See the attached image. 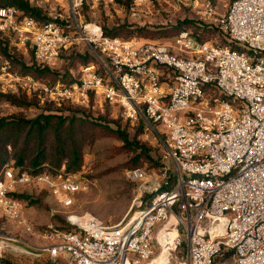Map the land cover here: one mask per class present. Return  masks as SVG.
<instances>
[{"label": "built area", "instance_id": "built-area-1", "mask_svg": "<svg viewBox=\"0 0 264 264\" xmlns=\"http://www.w3.org/2000/svg\"><path fill=\"white\" fill-rule=\"evenodd\" d=\"M85 1L69 0L67 16L45 23L0 4V36L15 34L38 66L53 70L71 48L91 54L92 62L69 70L70 81L44 88L47 100L89 106L93 96L150 130L162 127L176 182L144 167L127 169L139 190L130 219L109 225L90 212H68V228L36 231L13 196L19 187L42 186L69 208L90 184L64 170L34 174L6 163L0 211L45 239L40 253L54 263L216 264L230 252L235 264H264V0H234L219 15L212 0H174L202 7L234 46L201 43L187 30L171 44L111 37L101 25L78 21ZM21 241L0 231V250Z\"/></svg>", "mask_w": 264, "mask_h": 264}, {"label": "rangeland", "instance_id": "rangeland-1", "mask_svg": "<svg viewBox=\"0 0 264 264\" xmlns=\"http://www.w3.org/2000/svg\"><path fill=\"white\" fill-rule=\"evenodd\" d=\"M33 6L42 8L48 18L56 14L68 15L69 0H28ZM216 6L217 15L223 14L228 9L232 0H212ZM80 23H96L103 29L112 30L115 27L126 25L134 32L140 28H145L150 32L149 36L132 34L125 39L137 38L140 40L156 41L171 44L179 33L185 21L192 23L185 24L189 30L196 27L206 28L209 33L208 42L227 44L234 46L226 33L216 25L214 19L203 13V8L177 4L174 0H149L148 3L139 6H132L131 9L124 8L119 0H86L80 11L78 18ZM179 29H181L179 31ZM187 30V31H189ZM190 32V31H189ZM123 36V35H121ZM8 40L9 53L20 59L27 66L35 63L34 54L31 47L23 46L15 34L11 37H1ZM5 46V43H4ZM75 51L71 48L62 53L58 63L57 71L68 75L67 81L72 76L69 70L77 72L82 64H70L69 56ZM87 54L84 53L82 55ZM48 79L36 78L34 75L22 74L20 66L0 51V118L11 117L23 114L29 119L36 118L43 111L58 112L59 108L69 102H64L59 107L51 103L46 98L44 88L49 85ZM25 95L34 104L29 107H19L6 99L4 94ZM72 105V104H71ZM90 118L96 119L107 116L105 124L116 127L121 126L129 135L130 142L144 144L150 148L152 160L144 159L142 167L155 173L160 180L170 178V185L176 182V163L167 156L164 145L165 132L162 127L156 131L150 130L140 119L131 121L127 119L119 107L108 104L100 106L91 97L89 106L85 107ZM103 123V121H101ZM104 124V123H103ZM86 132L82 140L83 164L79 171L69 172L76 174L80 179L89 182L87 191H80L74 194V203L71 207L65 208L63 204L53 196L48 190L38 185H27L18 188V194L31 196L38 199V203H31L29 200H21L23 208L21 210L22 219L28 222L34 230L43 231L49 224L58 227L68 228L66 220L68 212L84 213L90 212L101 218L109 225H116L125 218L130 219L139 209L138 185L130 182L126 178V163L138 151L131 150L120 136L108 132L99 126L85 127ZM9 163L15 164L12 159ZM165 168H168L167 173ZM163 189H167L165 185ZM152 195L146 194L142 200L144 205H148ZM0 231L18 236L22 239L20 243L13 244L10 248L0 250V258L9 259L21 264H69L65 257L60 258L58 263L51 261L45 253L41 252V247L46 244V240L38 234L34 235L26 231L20 220L5 215L0 211ZM216 264H234L232 255L224 259H217Z\"/></svg>", "mask_w": 264, "mask_h": 264}, {"label": "trees", "instance_id": "trees-1", "mask_svg": "<svg viewBox=\"0 0 264 264\" xmlns=\"http://www.w3.org/2000/svg\"><path fill=\"white\" fill-rule=\"evenodd\" d=\"M133 2L134 0H119V3L127 9L132 8ZM0 4L6 7L15 6L24 15L33 17L42 23L49 20L42 8L33 6L28 0H0ZM182 23L183 27L181 29L189 30V27L184 25L192 22L185 21ZM104 31L111 37H129L134 33L141 36L150 35V32L146 31L145 28H140L134 32L126 25L115 27L112 30L105 29ZM189 31L201 43L207 42L209 39V33H207L209 31L206 28L196 27L194 30ZM8 48V40H4L0 36L1 53L11 59L13 63H16L17 66H20L22 74H31L36 78H46L49 85L56 84L60 80L67 81L68 75L66 73L53 70L49 67H41L37 64L27 66L20 59L10 54ZM69 58L70 64H76L77 62L87 64L94 60V57L89 53L82 55L76 54L75 51L72 52ZM4 96L12 104L19 107H29L34 104L31 99L23 94L8 93L4 94ZM71 104L61 106L58 112L43 111L34 119H29L21 113L11 117L0 118V170L13 159L15 161V164H13L15 168L27 170L34 174L41 173L45 169L52 173H58L62 170L67 173L79 171L83 164L81 142L86 134L84 132L86 126L88 128L93 126L102 127L108 132L120 136L127 145L132 147L131 150L136 152L140 149L126 163L128 169L142 167L144 159L152 160L150 148L144 144L130 142L128 133L119 124L115 128L105 124L104 121L107 120V116L103 115L92 119L86 111V106ZM13 196L19 200H29L31 203L39 202L38 199H32L29 195L18 194L17 192H14ZM229 255L231 253L227 252L217 259H224ZM0 264L21 263L0 258Z\"/></svg>", "mask_w": 264, "mask_h": 264}]
</instances>
